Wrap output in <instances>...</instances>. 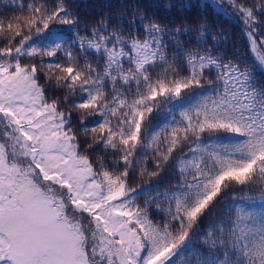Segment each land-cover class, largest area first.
<instances>
[{"label":"snow or ice","instance_id":"obj_1","mask_svg":"<svg viewBox=\"0 0 264 264\" xmlns=\"http://www.w3.org/2000/svg\"><path fill=\"white\" fill-rule=\"evenodd\" d=\"M210 2L251 64L207 23L0 0V264H264V0Z\"/></svg>","mask_w":264,"mask_h":264},{"label":"trees","instance_id":"obj_2","mask_svg":"<svg viewBox=\"0 0 264 264\" xmlns=\"http://www.w3.org/2000/svg\"><path fill=\"white\" fill-rule=\"evenodd\" d=\"M71 6L75 12L81 17L82 22L93 20L101 15V13L115 12L117 10L126 9L127 14L131 16V8L139 6L143 8L149 14H155L163 23L169 24L172 27L187 23L189 26H198L200 23H207L213 27V31L216 28L223 29L227 35V39L221 44V50H226L229 55L237 54L240 59H247L248 63H252V54L246 42V38L241 33V28L234 19L233 16H229L219 8H214L210 0H70ZM204 4L201 7V4ZM182 4H190V8H181ZM166 5H173L168 8ZM229 11H231L229 9ZM206 18V19H205ZM175 21V24L171 22ZM83 26V24L81 25ZM53 27L66 29L64 25H53ZM69 35H71L69 33ZM189 46H195V42ZM163 113L159 116H153V122L159 120ZM149 171L153 170V165L148 164ZM170 170L162 172L157 177H150L145 175L140 177L135 174L131 181L132 186L148 188L159 184L161 189L165 183H167ZM145 196H141V202ZM226 197L225 199H229ZM219 207V205H218ZM207 221L201 225L205 227ZM197 247H201V243L198 242ZM206 251V250H205Z\"/></svg>","mask_w":264,"mask_h":264}]
</instances>
